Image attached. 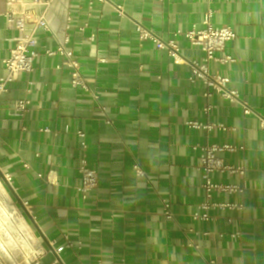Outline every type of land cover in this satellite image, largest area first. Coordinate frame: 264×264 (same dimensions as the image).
Masks as SVG:
<instances>
[{"label": "crops", "instance_id": "crops-1", "mask_svg": "<svg viewBox=\"0 0 264 264\" xmlns=\"http://www.w3.org/2000/svg\"><path fill=\"white\" fill-rule=\"evenodd\" d=\"M8 9V0H0V78L19 34L6 18ZM207 12L214 26L236 33L225 54L237 61L212 64L211 72L230 79L226 88L251 114L192 83L189 65L175 64L137 30L142 25L162 41L174 40L186 60L200 61L204 53L176 33L200 29ZM46 19L58 40L70 38L67 48L112 124L91 95L71 86L70 69H57L62 58L45 56L57 40L40 31L34 71L0 95V202L24 214L19 219L37 250L51 242L63 246L65 237L73 244L59 259L41 255L39 264H264V0H53ZM24 100L30 101L26 113L16 109ZM207 105L215 109L205 115ZM189 121L227 131L193 129ZM212 144L243 148L222 157L246 175L213 179L244 189L216 194V202L244 208L213 209L214 220L200 221L194 215L205 192L193 146ZM82 159L99 175L86 198ZM136 163L144 175L136 174ZM163 201L171 204L174 220L163 216Z\"/></svg>", "mask_w": 264, "mask_h": 264}, {"label": "built area", "instance_id": "built-area-1", "mask_svg": "<svg viewBox=\"0 0 264 264\" xmlns=\"http://www.w3.org/2000/svg\"><path fill=\"white\" fill-rule=\"evenodd\" d=\"M105 2L106 0H97ZM53 0H8L9 9L6 13V18L10 24L18 31V35L13 39L14 47L10 52L8 58L4 60V66L6 75L0 78V95L8 92L10 84L15 82L23 74H29L34 71V65L36 59L39 57L37 47L39 40L37 35L40 31L51 33V35L57 40V48L55 50H46L45 56L48 58L61 57L62 64L57 66L58 70H61L63 66H67L71 71V86L76 89H81L84 92L91 95L95 102L96 109L106 118V123L111 125L112 121L107 115L106 107L101 104L99 95L93 91L88 85L86 79L81 73V67L79 61L76 59L73 51L67 48L70 43V38L67 36L62 42L58 40L54 32L52 31L47 19L46 13L50 8ZM40 9V10H39ZM212 12H207L204 15L202 27L200 29H192L191 31L176 33V36L185 37L193 46L198 47L203 53L204 57L200 61H188L180 53L179 47L174 40L162 41L148 31H146L142 25L137 26V30L140 32L143 39H150L159 50H166L170 57L177 65H189L191 69V76L189 80L192 83L201 82L207 89H211L221 97L227 99L231 104H240L244 108L246 115L251 114L253 110L245 103L241 102L238 93L234 90L226 88V85L230 83L228 77H224L218 74H212L211 65H228L235 63L237 60L231 55L225 54L226 46L229 42L234 41L236 33L231 26L216 27L212 24ZM67 27H70V19L67 23ZM85 27H81L83 31ZM94 38L91 37L90 41ZM205 97H210V92H206ZM30 101H18L16 103V109L20 112L26 113ZM215 109L213 105H207L203 108L205 115H208ZM189 127L197 130H212L218 129L220 131H227V127L224 125L201 123L198 121H189L187 124ZM261 126L264 128V120L261 121ZM45 131L49 132L48 129ZM80 137H84V133L78 132ZM83 147L86 148V144L83 143ZM193 150L199 151V159L197 170L202 175V189L205 192V199L198 206V212L195 213L194 219L200 221L214 220L209 211L213 209L226 210H242L244 206L242 204H236L234 202L219 203L214 200L216 194H224L233 196L236 194H242L244 189L239 184H229L223 182H215L213 177L215 175H227L229 177H244L246 175V169L242 166H235L226 163L222 154L235 153L238 150H243L242 147H236L231 144H212L193 146ZM134 170L138 176L144 175L140 165L136 163ZM79 173L81 175L82 185L81 193L83 198H86L89 192L96 188L98 184V172L95 169L88 167L87 161L82 159L79 167ZM5 182L13 187V178L9 174L4 176ZM23 208L26 211V215H31L30 206L28 203H23ZM5 208L0 202V232L1 237L6 244L9 245V249L12 257H6L3 251L0 249V264H39V257L46 253H54L59 259L65 250L71 249L73 244L65 237V244L63 246H56L55 242L50 243L49 249H36V244L32 233L29 228L23 226L19 216L24 218L23 213H16L15 218L11 217L9 220H5L6 213ZM163 216L167 220H174L175 215L171 210V204L167 201H163ZM231 222V219L228 220ZM29 229V230H28ZM205 235H208L205 233ZM239 233L231 235L233 238L237 237ZM193 246V245H191ZM2 255L4 258H2ZM58 260H56V263ZM205 264H217L215 260L207 261Z\"/></svg>", "mask_w": 264, "mask_h": 264}, {"label": "bare ground", "instance_id": "bare-ground-1", "mask_svg": "<svg viewBox=\"0 0 264 264\" xmlns=\"http://www.w3.org/2000/svg\"><path fill=\"white\" fill-rule=\"evenodd\" d=\"M10 210L12 212H8L5 210V213H7V219H10L11 217L15 218V214L18 213V211L12 207H10ZM11 213V214H9ZM9 245L5 243V241L2 239L1 235H0V249L3 251V253L5 254L4 256L6 257H12L10 249H9ZM4 256L2 255V258H4ZM0 261H2V259L0 258Z\"/></svg>", "mask_w": 264, "mask_h": 264}, {"label": "rangeland", "instance_id": "rangeland-1", "mask_svg": "<svg viewBox=\"0 0 264 264\" xmlns=\"http://www.w3.org/2000/svg\"><path fill=\"white\" fill-rule=\"evenodd\" d=\"M6 205H4V208H5V210L6 211H8V212H12L11 210H10V207H5ZM5 212V211H4ZM9 214H11V213H9ZM20 217V216H19ZM5 220L7 221V220H9V219H7V213H6V218H5ZM0 235H1V232H0Z\"/></svg>", "mask_w": 264, "mask_h": 264}]
</instances>
